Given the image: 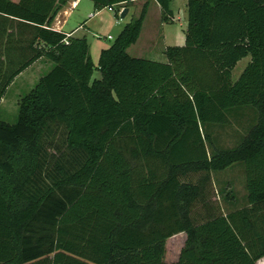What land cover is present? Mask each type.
Listing matches in <instances>:
<instances>
[{
    "label": "trees",
    "instance_id": "trees-1",
    "mask_svg": "<svg viewBox=\"0 0 264 264\" xmlns=\"http://www.w3.org/2000/svg\"><path fill=\"white\" fill-rule=\"evenodd\" d=\"M68 1L0 0V102L34 62L53 65L16 124L0 122V264H257L264 0H186L184 46L167 47L166 63L127 53L143 8L101 51L99 79L86 40L50 29ZM89 1L119 13L135 0ZM153 1L169 23L170 0ZM244 110L255 124L219 149L210 129ZM236 164L247 207L225 214L212 174Z\"/></svg>",
    "mask_w": 264,
    "mask_h": 264
},
{
    "label": "rangeland",
    "instance_id": "rangeland-1",
    "mask_svg": "<svg viewBox=\"0 0 264 264\" xmlns=\"http://www.w3.org/2000/svg\"><path fill=\"white\" fill-rule=\"evenodd\" d=\"M146 0L132 2L127 17L121 18L117 8L110 12L107 8L94 11L89 0H80L76 9L72 10L73 16L67 28H78L77 36L86 40L88 53L93 66V79H99L97 71L98 61L102 50L110 48L128 23L129 18L134 20L140 16ZM126 9V8H125ZM121 10V9H120ZM124 9L122 8V11ZM146 15L143 21L141 35L135 44L127 49L132 57H139L157 62H166L163 46H177V36L185 40L187 24L186 0H171L172 19L169 23H163L161 12L148 0ZM135 14L134 16H132ZM132 19V20H133ZM86 25V26H85ZM164 29L166 37L161 39V31ZM250 58L247 57L236 65L232 71V81H237ZM52 63L43 58L41 62L31 69L25 70L15 78L6 90L0 102V122L14 125L17 122L20 100L27 95L37 84L39 79L46 75L52 68ZM256 116L250 111H237L230 117V124L226 127H212L209 131L214 145L219 149L234 148L240 139L246 136L247 131L256 122ZM63 138L58 136L57 142L61 144ZM211 152V148H209ZM219 203L226 213L247 207V194L243 171L237 165H232L220 172L212 174Z\"/></svg>",
    "mask_w": 264,
    "mask_h": 264
},
{
    "label": "crops",
    "instance_id": "crops-1",
    "mask_svg": "<svg viewBox=\"0 0 264 264\" xmlns=\"http://www.w3.org/2000/svg\"><path fill=\"white\" fill-rule=\"evenodd\" d=\"M79 1L80 0H69L68 2H67V4L58 12V14L55 16V18L52 20V23H51V25H50V29L51 30H53V31H58V32H64V33H66V34H70L71 35V37H73V38H80V39H82L80 36H77V32H78V30L79 29H82L83 27H84V25L83 26H78V28H67L68 27V25H69V23H70V20H71V18H72V16H73V12H72V10H74V9H76L77 8V6H78V4H79ZM139 2V1H142V0H135V1H133V2ZM150 1H152L153 2V5L159 10V12H161L160 11V7L156 4V2L155 1H153V0H150ZM91 2V1H90ZM147 2H148V0H146L145 2H144V7L143 8H146V4H147ZM92 3V2H91ZM187 3V2H186ZM92 7H93V4H92ZM130 7V6H129ZM129 7L128 8H126V9H128V13H127V15H126V17L129 15V13H130V10H129ZM170 9H171V0H170ZM135 14H133L132 16H134ZM133 18H129V21H128V23H130V21L132 20ZM187 21V20H186ZM127 23V24H128ZM86 26V25H85ZM142 29H143V25H142ZM162 33H161V39L162 40H164V38L166 37V34H165V31H164V29L161 31ZM140 35H141V33H140ZM177 41L179 42V44L177 45V46H179V47H182V46H184V42H185V40L183 41V38H182V36L179 34V36H177ZM167 47H172V46H167L166 44L163 46V48H162V51H161V54L163 53V56H164V51H165V49L167 48ZM137 58H139V57H137ZM43 59V58H42ZM42 59H39L38 61H36V62H34L30 67H28L26 70H28V69H31V68H33L34 66H36V65H38L40 62H41V60ZM152 61H154V60H152ZM157 62V61H156ZM161 63H166V62H161ZM24 72V71H23ZM22 72V73H23ZM21 73V74H22ZM19 76H20V74H19ZM18 77V76H17ZM16 77V78H17ZM237 165V164H236ZM234 166V165H233ZM237 167H240V169L243 171V169H242V167L240 166V165H237ZM244 174V173H243ZM245 180V179H244ZM247 194V193H246ZM221 204V203H220ZM221 207H222V205H221ZM241 209H243V208H241ZM241 209H237V210H235V211H239V210H241ZM222 210H223V207H222ZM235 211H231V212H235ZM223 212L225 213V214H227L224 210H223ZM231 212H229V213H231ZM257 264H264V258H262L261 260H259L258 262H257Z\"/></svg>",
    "mask_w": 264,
    "mask_h": 264
},
{
    "label": "water",
    "instance_id": "water-1",
    "mask_svg": "<svg viewBox=\"0 0 264 264\" xmlns=\"http://www.w3.org/2000/svg\"><path fill=\"white\" fill-rule=\"evenodd\" d=\"M127 13H128V9H124V10L121 12L120 17H121L122 19L125 18L126 15H127Z\"/></svg>",
    "mask_w": 264,
    "mask_h": 264
},
{
    "label": "built area",
    "instance_id": "built-area-1",
    "mask_svg": "<svg viewBox=\"0 0 264 264\" xmlns=\"http://www.w3.org/2000/svg\"><path fill=\"white\" fill-rule=\"evenodd\" d=\"M107 9H108V11H110V12L114 11L113 8H110V7L107 8ZM121 12H122V9L119 11V13H121Z\"/></svg>",
    "mask_w": 264,
    "mask_h": 264
}]
</instances>
